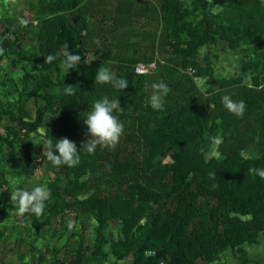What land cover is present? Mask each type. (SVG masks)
<instances>
[{"label":"trees","instance_id":"obj_1","mask_svg":"<svg viewBox=\"0 0 264 264\" xmlns=\"http://www.w3.org/2000/svg\"><path fill=\"white\" fill-rule=\"evenodd\" d=\"M200 6V0H71L47 6L49 20L60 28L47 55L59 53L63 44L82 60L57 81L59 61L47 64L46 55L40 74L24 77L18 111L0 119V144L9 147L13 170L32 175L27 143L39 126L45 125L44 142L67 137L81 148L90 139L84 119L95 101L120 99V107L129 109L114 112L125 125L115 149L98 146L89 154L81 148V162L74 168L47 162L51 198L42 216L29 213L33 225L40 226L43 217L63 218L64 209L90 210L94 252L108 245L117 260L130 256V264H193L201 256L252 243L254 234L264 230V179L249 171L264 168V72L247 49L264 47V0H209V8H221L191 20ZM64 13L71 15V27L64 24ZM182 32L195 33L197 39L184 41ZM16 40L6 39L4 48L15 46ZM162 43L167 48L155 57ZM202 44L220 45L236 55L237 74L211 75V51L203 67L190 60ZM150 61L155 62L151 73L134 72L136 63ZM189 66L196 77H206L214 93L198 88L186 71ZM100 67L126 79L129 86L117 90L95 83ZM160 82L170 92L164 110L157 111L149 101L152 85ZM57 83L72 86L75 95L51 91ZM32 93L42 101L33 115L24 106ZM224 95L245 102L243 118L224 107ZM213 136L223 138L222 158L206 161L200 149L207 148ZM167 146L178 147L170 165L161 160ZM251 147L254 155L243 159L241 150L247 153ZM237 201L252 210L250 219L232 214ZM8 203L0 201V223L8 216ZM113 220L120 223V239L107 235ZM21 241L16 233L15 243ZM78 263L79 255L68 262Z\"/></svg>","mask_w":264,"mask_h":264},{"label":"rangeland","instance_id":"obj_2","mask_svg":"<svg viewBox=\"0 0 264 264\" xmlns=\"http://www.w3.org/2000/svg\"><path fill=\"white\" fill-rule=\"evenodd\" d=\"M70 2L71 0H16L15 4L0 0V48L5 50L0 55V119L8 114L18 111V91L25 85L24 77L30 79L37 77L43 66V58L47 55L49 48L58 38L60 28L46 14V8L51 2ZM199 10L190 16L195 21L202 17L211 16L221 6L211 9L209 0H200ZM64 24L67 27L73 25L71 15L62 14ZM25 23L21 25L20 20ZM184 41L197 39L195 33H181ZM16 40L15 46H3L6 40ZM198 41H201L198 39ZM246 47V46H244ZM64 45L59 46L61 52ZM167 48L164 43L159 44L155 57ZM247 49L256 59L258 68L264 72V47L257 48L248 46ZM207 51L213 54V63L209 73L216 78H230L238 72L237 56L224 50L220 45H200L196 52H192L189 59L196 65L204 66V56ZM89 57H91L89 55ZM107 59L110 58L107 56ZM186 71L194 76V81L204 94H212L215 88L206 83V77H196L194 69L187 67ZM60 71L54 79L60 81L65 75ZM69 85L57 83L51 88L58 94H64V89ZM72 87V86H71ZM35 94H30L25 102V109L32 115L36 108L42 104L41 99H34ZM128 110L129 108H121ZM48 119V118H47ZM45 125L29 136L27 143L33 164V173L30 176H20L12 168L8 159L9 147L0 144V201L8 199V216L0 223V264H68L69 260L79 255L78 264H130L132 258L126 257L117 260L109 252V246L105 245L100 253L94 252L93 226L94 219L92 211H73L64 209V217H43L40 226H35L29 221V213L24 216L16 215V208L11 201V190L15 187L31 190L38 185H46L49 189L51 172L47 168V158L44 156ZM4 130L0 123V134ZM160 136L157 137V139ZM35 140L41 144H34ZM220 152V149H219ZM255 148H249L247 155L253 156ZM178 154V147H166L161 151V160L165 164H172ZM222 156L220 157V159ZM10 180L17 183L12 184ZM61 204L65 205V195L62 193ZM264 195V189L262 190ZM232 214L243 220L252 217V210L242 202L237 201L233 205ZM69 221L74 223L70 231ZM109 238L120 239V223L113 220L106 229ZM20 233L22 241L15 243V235ZM252 243H244L234 248L217 251L209 256H201L195 259L193 264H262L264 262V230L254 234ZM160 264H167L166 261Z\"/></svg>","mask_w":264,"mask_h":264},{"label":"clouds","instance_id":"obj_3","mask_svg":"<svg viewBox=\"0 0 264 264\" xmlns=\"http://www.w3.org/2000/svg\"><path fill=\"white\" fill-rule=\"evenodd\" d=\"M7 3L15 4L16 0H5ZM21 25L25 23L24 20H20ZM99 44V41H96ZM5 50L0 48V55H3ZM82 57L79 54H74L68 50L67 45L63 50L55 55L49 54L46 56L45 63L52 64L55 61H59V67L66 73L70 69L77 68L81 62ZM95 83L98 84H111L117 90H124L129 85L126 79L117 77L107 67H100L96 73ZM153 93L150 97V106L157 111H162L165 108L164 98L169 94L170 89L167 84L160 82L152 85ZM68 95H75V90L69 85L64 89ZM222 103L224 107L232 114L239 118H243L246 111V104L243 100L235 101L229 95L222 97ZM115 111H122L120 107V99H110L105 96L103 99L97 100L92 105V110L88 113L84 119V123L87 126L90 134V139L87 143H84L81 148L86 150L89 154H95L97 147L115 149L119 144L122 136L124 135L125 125L119 118L114 115ZM34 144H41L32 141ZM223 143V138L220 136H213L209 140L207 148L202 147L200 149L205 160L212 158L220 159L221 153L219 147ZM44 145V156L52 163L54 167L68 166L77 167L81 162L80 149L77 144L67 137L56 139L53 143L52 139H47ZM241 157L245 160L250 159V155H247L244 150H241ZM254 175H258L261 179H264V168H251L249 169ZM214 175V174H213ZM10 183L16 184L15 180H10ZM51 198V192L46 185H38L31 190L15 187L11 190V201L16 208V215L24 216L31 213L36 217H40L44 214L46 208V202ZM68 228L71 231L74 228V223L69 221Z\"/></svg>","mask_w":264,"mask_h":264},{"label":"built area","instance_id":"obj_4","mask_svg":"<svg viewBox=\"0 0 264 264\" xmlns=\"http://www.w3.org/2000/svg\"><path fill=\"white\" fill-rule=\"evenodd\" d=\"M155 69V62H138L134 65V72L137 74L146 75Z\"/></svg>","mask_w":264,"mask_h":264}]
</instances>
